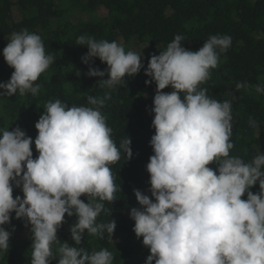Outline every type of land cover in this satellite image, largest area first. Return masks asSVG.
Returning <instances> with one entry per match:
<instances>
[{"label":"clouds","instance_id":"1","mask_svg":"<svg viewBox=\"0 0 264 264\" xmlns=\"http://www.w3.org/2000/svg\"><path fill=\"white\" fill-rule=\"evenodd\" d=\"M184 37L176 35L166 50L151 55L145 84L155 82L150 144L153 155L146 165L150 192L154 199L134 190L140 208L130 209L135 221L133 231L143 237L150 254L145 264H264V152L258 151L250 162L231 156V103L217 102L201 88L217 67L219 53L231 45L230 36H210L198 51L182 46ZM88 51L82 62L93 58L106 63L100 70L89 66L87 75L104 77L100 87L113 88L125 83L124 77L143 67L142 54L125 51L116 41H97L81 35L77 43ZM5 62L14 71L8 81L0 82V95L38 94V77L53 62L46 55L39 35L27 29L13 32L3 48ZM170 86V92L161 90ZM250 87L237 83L236 88ZM257 93L264 86L256 85ZM110 99L88 96V104L71 106L48 101L35 123L34 141L18 126L0 130V251H7L11 233V213L26 220L31 231L30 264H113L107 249L89 254L84 248L59 244L57 230L65 214L76 215L70 227L76 245L88 234L110 236L115 221L97 223L102 202L115 199L117 188L109 165L131 158L130 139L117 148L100 109ZM249 124L257 127L253 119ZM38 156L34 159L31 145ZM214 163L216 168L209 167ZM258 184L259 191L250 189ZM23 197H13V187ZM246 199H241L244 194ZM87 197V202L80 199ZM59 244L55 253L53 244ZM58 257V259H57Z\"/></svg>","mask_w":264,"mask_h":264},{"label":"trees","instance_id":"2","mask_svg":"<svg viewBox=\"0 0 264 264\" xmlns=\"http://www.w3.org/2000/svg\"><path fill=\"white\" fill-rule=\"evenodd\" d=\"M101 10L104 13L99 15ZM23 29L39 35L45 54L54 59L34 82L40 85L38 94L0 95V130L11 131L18 126L34 141L38 134L35 123L48 101L59 99L69 107H95L88 104L87 97L108 93L110 99L100 111L111 128V137L118 149L122 140L130 139L131 158L120 149V160L109 165L117 188L115 199L102 202L104 209L97 217V223L115 221L112 235L105 231L100 238L85 230L76 245L69 229L77 217L65 214L57 230L59 244L67 241L89 254L107 249L113 254V264H145L149 248L143 245V237L134 233L135 221L129 215L131 208L141 207L134 190L150 191L146 165L154 154L150 140L155 134L151 109L156 85L154 81L145 84L151 77L145 75L144 68L150 56L166 50L176 35L184 37L182 46L191 51H198L210 36L231 37L230 47L219 53L217 67L210 69L209 78L200 87L217 102L231 103L230 142L234 147L230 155L250 162L258 151L264 152V93L255 91L256 85L264 86V0H0V82L8 81L14 71L5 62L2 50L12 33ZM81 35L116 41L126 52L141 51L143 67L137 74L126 75L125 83L111 89L100 87L99 80L107 79V72L104 77L88 76L87 72L89 66L105 70L107 65L99 58H93L90 65L82 62L88 49L76 44ZM237 83L250 87L237 89ZM171 90L168 86L161 91ZM250 118L256 121V128L249 124ZM31 147L35 159L38 152L34 143ZM208 166L216 168L214 163ZM250 190L257 193L259 185ZM16 195L23 197L21 188L14 186L13 197ZM148 196L154 199L151 192ZM246 198L245 193L241 199ZM80 199L87 202L85 195ZM14 217L13 212L10 223L3 225L11 235L8 250L0 251V264H30L31 226ZM113 235H119L126 244L115 245ZM59 244L54 242V253ZM140 244L143 253L136 254ZM51 264H57V260H51Z\"/></svg>","mask_w":264,"mask_h":264},{"label":"rangeland","instance_id":"3","mask_svg":"<svg viewBox=\"0 0 264 264\" xmlns=\"http://www.w3.org/2000/svg\"><path fill=\"white\" fill-rule=\"evenodd\" d=\"M104 10H101L100 12H98V14L99 15H101V14H103L104 12H103ZM14 14H16V10H14ZM142 193H144V194H150V191L149 190H146V189H144L143 191H142ZM23 234L24 233H22L21 234V236H23ZM112 242L115 244V245H119V244H126V242L123 240V241H121V238L119 237V235H113L112 236ZM141 243V242H140ZM136 251H137V249H136ZM139 251H142V253H143V246L140 244V247H139V250L136 252V254H138V252ZM136 254H133L134 256L136 255Z\"/></svg>","mask_w":264,"mask_h":264}]
</instances>
